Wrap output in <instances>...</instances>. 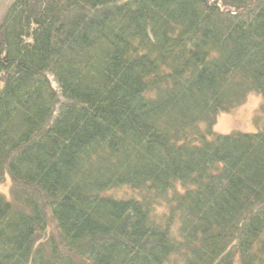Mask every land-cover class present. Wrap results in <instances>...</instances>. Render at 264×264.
<instances>
[{"label":"trees","instance_id":"1","mask_svg":"<svg viewBox=\"0 0 264 264\" xmlns=\"http://www.w3.org/2000/svg\"><path fill=\"white\" fill-rule=\"evenodd\" d=\"M0 75V264H264V0H12Z\"/></svg>","mask_w":264,"mask_h":264},{"label":"rangeland","instance_id":"2","mask_svg":"<svg viewBox=\"0 0 264 264\" xmlns=\"http://www.w3.org/2000/svg\"><path fill=\"white\" fill-rule=\"evenodd\" d=\"M12 0H0V19L4 14V10ZM1 76V75H0ZM3 85V82L0 83ZM264 96L258 92L251 93L247 101L230 112L220 113L215 127L217 132L228 134L233 131H241L245 133H256L264 128V112L261 111ZM11 181L8 180L0 185V193L9 197ZM134 192L123 190L118 192V196L129 197Z\"/></svg>","mask_w":264,"mask_h":264}]
</instances>
